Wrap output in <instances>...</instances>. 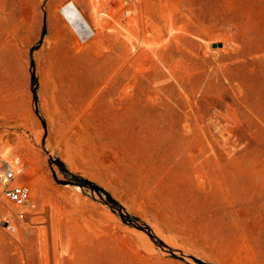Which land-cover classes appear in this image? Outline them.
<instances>
[{"label": "rangeland", "instance_id": "374dc122", "mask_svg": "<svg viewBox=\"0 0 264 264\" xmlns=\"http://www.w3.org/2000/svg\"><path fill=\"white\" fill-rule=\"evenodd\" d=\"M122 1L0 0V137L36 204L17 233L0 219V264H264V0ZM44 21L84 55L82 105L43 99L45 127Z\"/></svg>", "mask_w": 264, "mask_h": 264}, {"label": "crops", "instance_id": "0c3cea01", "mask_svg": "<svg viewBox=\"0 0 264 264\" xmlns=\"http://www.w3.org/2000/svg\"><path fill=\"white\" fill-rule=\"evenodd\" d=\"M65 19L68 21L67 18ZM68 22L73 26L75 22H78V19L75 18V20ZM75 32L77 35L79 33V36L81 35L79 30ZM40 38L41 34L39 35ZM32 58L39 80V105L43 99L54 102L57 107H62L61 102L63 101L78 102L80 100L82 105L84 55L83 51H79L76 47L74 37L66 32L63 36H57L55 32H50L47 24L46 34L42 38L40 47L33 51ZM28 76L30 87L29 73ZM29 95L32 101L30 88Z\"/></svg>", "mask_w": 264, "mask_h": 264}, {"label": "built area", "instance_id": "2783aa9c", "mask_svg": "<svg viewBox=\"0 0 264 264\" xmlns=\"http://www.w3.org/2000/svg\"><path fill=\"white\" fill-rule=\"evenodd\" d=\"M131 1L134 0H128L129 3ZM5 142L4 136L0 137V198L10 209L3 211L0 204V219L6 231L17 233L29 215H34L36 204L31 186L23 180L21 160L15 153L6 150Z\"/></svg>", "mask_w": 264, "mask_h": 264}, {"label": "trees", "instance_id": "16d2710c", "mask_svg": "<svg viewBox=\"0 0 264 264\" xmlns=\"http://www.w3.org/2000/svg\"><path fill=\"white\" fill-rule=\"evenodd\" d=\"M45 34H46V23L44 21L43 27H42V32H41V39L37 42V44L35 46H33L30 49V67H29L30 91H31V95H32V106H33V110H34L35 114L39 117V119H40V121L44 127L46 125V122H45V119L43 118V116L41 115L40 110H39V97H38L39 80H38V77L35 73V64H34V60L32 58V53H33V51H35L36 49L39 48V46L42 42V38ZM62 171H63V174L65 176H67L71 180H73L71 183H73L75 185H79L81 187L89 186L91 189L96 191L101 197L104 196L106 198L107 205L113 211L116 210L118 212V215L123 220V222L128 223V222H132V221H138V222L140 221L139 218L132 216L129 213L125 212L124 209L122 208V206H120L119 203L112 198L110 193L107 192L106 190H104L103 188L93 184L92 182H90V181H88V180H86V179H84V178H82L76 174L69 172L64 167H63ZM143 229L157 245L164 246L160 240H158L153 234H151V230L147 226H145V228H143Z\"/></svg>", "mask_w": 264, "mask_h": 264}, {"label": "bare ground", "instance_id": "6f19581e", "mask_svg": "<svg viewBox=\"0 0 264 264\" xmlns=\"http://www.w3.org/2000/svg\"><path fill=\"white\" fill-rule=\"evenodd\" d=\"M122 2H123V4L126 7H128L130 5V3L128 2V0H124ZM135 10H136V8H135ZM10 13H12V12H10ZM61 13L63 14V16L65 18L68 19V21L69 20H73V19L75 20V18L78 19V22H75L73 24L72 28L75 31L76 30H79L81 32L82 37H83V33L84 32H85L84 34L87 35V36H89V35L92 34V31L90 30V28L88 27V25L84 22V20L81 18V16L78 14V12L76 11V9H75V7H74V5L72 3H69L66 6H64V8L61 9ZM95 13H96V16H95L96 19H100L101 16L102 17L104 16V14H102L99 11H96ZM129 13H130V9L127 8V9L124 10V14L125 15H128ZM3 21H5V19ZM23 171H24V169H23Z\"/></svg>", "mask_w": 264, "mask_h": 264}]
</instances>
